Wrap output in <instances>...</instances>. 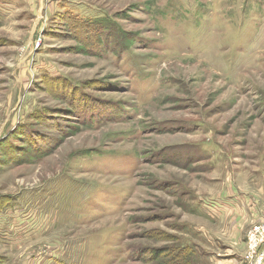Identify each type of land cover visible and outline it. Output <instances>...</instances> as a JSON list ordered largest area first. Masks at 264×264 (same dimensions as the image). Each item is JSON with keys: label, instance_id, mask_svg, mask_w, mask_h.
Listing matches in <instances>:
<instances>
[{"label": "rangeland", "instance_id": "rangeland-1", "mask_svg": "<svg viewBox=\"0 0 264 264\" xmlns=\"http://www.w3.org/2000/svg\"><path fill=\"white\" fill-rule=\"evenodd\" d=\"M263 225L264 0H0V264H263Z\"/></svg>", "mask_w": 264, "mask_h": 264}, {"label": "crops", "instance_id": "crops-1", "mask_svg": "<svg viewBox=\"0 0 264 264\" xmlns=\"http://www.w3.org/2000/svg\"><path fill=\"white\" fill-rule=\"evenodd\" d=\"M221 208L216 209L214 211H211L205 205L204 213H205V215L209 216L211 218V220H214V218L217 217V214L219 213V210H221ZM236 224L238 226L242 225L241 222H237V221H236ZM236 240L238 243L236 250L243 251L244 250V243L238 242V239H236ZM263 250H264V248H263ZM223 258H226V259H223ZM209 264H243L242 260H241V252H235V251L230 252V254H228V256H222V258H219V260H210ZM263 264H264V261H263Z\"/></svg>", "mask_w": 264, "mask_h": 264}, {"label": "built area", "instance_id": "built-area-1", "mask_svg": "<svg viewBox=\"0 0 264 264\" xmlns=\"http://www.w3.org/2000/svg\"><path fill=\"white\" fill-rule=\"evenodd\" d=\"M248 241L250 244V251L249 255H254V251L258 243L264 242V225L263 226H255L253 227L249 234H248ZM254 257V256H253ZM261 258V257H258ZM257 258V259H258ZM262 259H259L257 263H260Z\"/></svg>", "mask_w": 264, "mask_h": 264}]
</instances>
